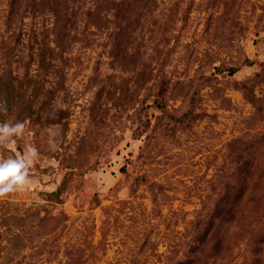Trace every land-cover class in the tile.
Returning a JSON list of instances; mask_svg holds the SVG:
<instances>
[{
  "label": "rangeland",
  "instance_id": "1",
  "mask_svg": "<svg viewBox=\"0 0 264 264\" xmlns=\"http://www.w3.org/2000/svg\"><path fill=\"white\" fill-rule=\"evenodd\" d=\"M0 101V264H264V0H0Z\"/></svg>",
  "mask_w": 264,
  "mask_h": 264
},
{
  "label": "clouds",
  "instance_id": "2",
  "mask_svg": "<svg viewBox=\"0 0 264 264\" xmlns=\"http://www.w3.org/2000/svg\"><path fill=\"white\" fill-rule=\"evenodd\" d=\"M6 101H0V113H6ZM26 125L23 121L0 123V146L9 150L14 149L16 140L25 133ZM54 129H48L49 147L55 150ZM40 159V152L34 145H27L22 153L14 157L0 159V197L15 194L29 187L32 183L31 168Z\"/></svg>",
  "mask_w": 264,
  "mask_h": 264
}]
</instances>
